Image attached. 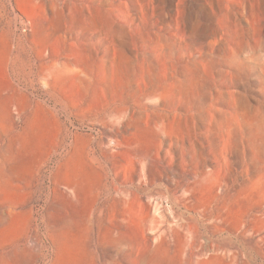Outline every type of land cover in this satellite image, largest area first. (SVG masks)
Masks as SVG:
<instances>
[{
    "label": "rangeland",
    "instance_id": "rangeland-1",
    "mask_svg": "<svg viewBox=\"0 0 264 264\" xmlns=\"http://www.w3.org/2000/svg\"><path fill=\"white\" fill-rule=\"evenodd\" d=\"M11 46L36 92L9 134L43 98L68 118L0 256L54 264L66 218L46 176L61 181L78 144L92 181L73 203V264H264V0H0L2 62Z\"/></svg>",
    "mask_w": 264,
    "mask_h": 264
},
{
    "label": "bare ground",
    "instance_id": "bare-ground-1",
    "mask_svg": "<svg viewBox=\"0 0 264 264\" xmlns=\"http://www.w3.org/2000/svg\"><path fill=\"white\" fill-rule=\"evenodd\" d=\"M2 60L3 62L0 60V135L4 137V145L0 147V201L3 206H10V210L5 215L0 212V242L4 243L20 237L25 231L28 219H23V214H19L13 207L14 204L19 203L23 194L18 192V189L27 185L24 177L28 173L41 171L45 155L51 158L55 153L54 149L50 150L54 145L53 130L59 116L68 118V113L58 102L51 103L50 98H43L38 103H42L43 107H50L48 112H45L46 109H42L40 105L35 106L26 125L20 127L21 130L15 136L10 135L13 126L12 110L17 115H21L25 93L30 92L34 95L36 89H33V65H17L12 57V46ZM59 167L63 168L61 181L56 180L57 172L53 175L51 166L46 176L49 186L54 184L57 192L58 201L53 207L63 215V217L60 215V218H66L58 219L57 222V251L54 264H73L80 258L79 254H75L74 245L70 243L67 234L69 225L73 221L70 218L78 215L76 205L73 203L79 199L80 191L84 190L85 184L92 181V176L84 170L81 147L78 144H75L73 153L61 165L57 164V170ZM59 185H63V188ZM69 199L73 201L69 203ZM7 215L10 219H7ZM24 252V250L10 251L0 256V264H22L26 261Z\"/></svg>",
    "mask_w": 264,
    "mask_h": 264
}]
</instances>
